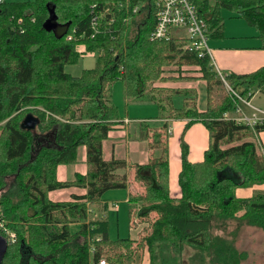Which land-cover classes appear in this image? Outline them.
Instances as JSON below:
<instances>
[{"label": "trees", "instance_id": "16d2710c", "mask_svg": "<svg viewBox=\"0 0 264 264\" xmlns=\"http://www.w3.org/2000/svg\"><path fill=\"white\" fill-rule=\"evenodd\" d=\"M119 2L126 3H0V215L16 233L1 264H93L100 260L135 264L137 253L144 248L149 264H243L246 254L234 244L237 228L247 225L264 233V191L248 198L235 196L237 188L264 184V157L252 141L255 135L248 127L223 118L236 104L228 92L214 98L215 88L224 84L207 57L199 59L181 50L183 41L176 38L149 39L155 26L154 0H128L129 6L139 7L136 14L116 11ZM192 2L206 23L208 39L223 38L221 12L227 11L258 32L264 49V0ZM92 5L96 14L109 7L115 15L111 26L100 21L93 37ZM47 7H53L57 16L56 33L42 29ZM143 12L142 21L135 23ZM11 17L23 22L18 25ZM132 25L136 34L128 38ZM97 51L100 55L92 69L76 77L64 71L65 66ZM175 65L197 68L198 76L191 78L205 82L204 110L197 107L194 89L153 86L171 80L163 77L164 68ZM224 75L228 87L240 96L264 94V66L247 74ZM116 81H122L127 102H154L158 118L165 120L159 129L141 124L143 137L153 140L148 148L155 153L145 164L130 167L144 192L129 196L128 217L136 212L140 222L148 224L138 242L109 239L102 216L85 223L87 203L99 207L107 190L127 185L126 175L115 173L126 168L125 161L102 158L101 143L119 119L111 99ZM174 94L183 97L180 108L170 103ZM27 114L38 118L35 133L19 127ZM170 119L187 120L183 132L194 123L203 124L208 132V147L199 162L188 161L181 136L180 196L176 198L169 195L168 186ZM255 131H264V126ZM82 146L86 148V172L76 173L71 181L58 180L57 167L76 164ZM69 188L82 193L71 194L66 201L49 198L50 192ZM231 223L235 229L228 230ZM71 224L80 225L77 232H71Z\"/></svg>", "mask_w": 264, "mask_h": 264}, {"label": "crops", "instance_id": "0c3cea01", "mask_svg": "<svg viewBox=\"0 0 264 264\" xmlns=\"http://www.w3.org/2000/svg\"><path fill=\"white\" fill-rule=\"evenodd\" d=\"M5 2H26L32 0H2ZM227 12V11H226ZM221 12L223 19V33L222 39H210L207 41V45L212 53L213 61L215 67L213 71L216 73L219 71L223 74H247L257 70L264 66V49L261 47V41L258 37V32L235 17L232 13ZM224 16L227 19H238L235 20L237 23L231 25H225ZM70 75V74H69ZM79 76V75H78ZM198 76V73H197ZM195 76V78L197 77ZM76 77V76H75ZM181 83H184L181 81ZM166 88H171L167 87ZM179 89H195L197 91V107L199 110H204L206 106V85L202 80H193L190 83H184L183 86L178 87ZM112 99V93H111ZM124 99V98H123ZM201 100V101H200ZM250 104L254 107L264 110V94L260 92H254L250 97ZM124 102H127L126 100ZM113 103V102H112ZM130 102H127V105ZM170 103L174 108H180L183 103V97L181 95H172L170 97ZM151 104V103H142ZM153 107L149 105L144 106L148 112L147 115L152 114L156 111L155 105ZM133 109H136L133 107ZM243 111L246 114H251L252 111L246 106H242ZM129 113L126 110L124 116L119 117L118 123L112 128V131L108 133V137L101 143L102 148V158L104 160H110L112 158L124 160L129 172L122 170H117L115 173L123 175L125 172L127 177V185L125 189H118L112 191L111 194L104 193L101 198L100 206L93 207L95 211V218L98 219L101 216L107 222V236L111 240L121 239L110 238L111 231L108 225V220L106 217V212L112 210H117L118 203H125L128 205L127 201L132 194V190L136 188L137 183L130 180L132 174L134 176L133 169H129V166L134 164H145L150 157V150L148 148V140L143 137L141 131V124L148 125L150 128L159 129L165 123V120L159 119L158 116L151 118H129ZM158 115V114H157ZM187 120H175L170 119L167 121L168 124V186L169 195L173 198L180 196V189L177 182L178 173L180 170L181 163V150H180V140L181 136L183 141L187 145L188 154L187 159L190 162H199L203 159L204 152L208 147V132L201 123H194L185 132H183L184 126ZM124 134L116 135L115 131H121ZM133 136L130 139V133ZM114 133L116 137H111L110 135ZM116 138V140H114ZM115 141V142H114ZM255 144L264 155V131H261L255 135ZM83 147V146H82ZM105 147L107 154L105 152ZM81 148V147H79ZM77 150V163L73 165H61L57 167L56 177L60 181H71L74 179L76 173L84 174L86 172V148ZM126 167V168H127ZM134 178V177H133ZM133 182V183H132ZM67 190V191H66ZM256 191H264V184L254 185L249 188H237L235 190V196L237 198H248ZM64 192V193H63ZM51 193H55L56 199H51ZM81 190L76 188H69L63 190H56L49 193V198L52 201H66L59 200L62 197H66L67 200L70 198L71 194H80ZM107 196H114L119 198V200H114L112 198H106ZM113 204V205H111ZM128 213V212H127ZM132 218H129V224L131 225ZM78 224H71V232H77L79 229ZM131 227V226H130ZM133 230V229H132ZM134 239V238H130Z\"/></svg>", "mask_w": 264, "mask_h": 264}, {"label": "rangeland", "instance_id": "374dc122", "mask_svg": "<svg viewBox=\"0 0 264 264\" xmlns=\"http://www.w3.org/2000/svg\"><path fill=\"white\" fill-rule=\"evenodd\" d=\"M210 1L213 2V0H210ZM118 4L116 5V7L114 9H118ZM121 9L125 10V7H121ZM121 9H119V10H121ZM138 11H139V7H138L137 12ZM137 12L132 13V14H136ZM226 13H230V12H226ZM126 14H130L129 11H127ZM144 15H145V13L143 12L139 17H136L135 23L142 21ZM29 18H30L29 19L30 22L35 21L33 17H29ZM224 18H225L224 19L225 25L235 24V23H237L235 20H238V19H227V17H225V16H224ZM13 21L15 22L14 19H13ZM246 26H248V25L246 24ZM135 34H136L135 25H132L131 27L128 28V38H132ZM99 55H100L99 51H97L93 54H90V55H85V56L81 57L76 64L65 66L64 71L67 74H70L71 76H78L81 74V72L83 70L92 69L94 66L95 60L97 59V57ZM197 73H198V71H197L196 67L179 66V65L169 66V67L167 66L164 68L163 77L165 79L169 78L171 80H169L168 82L155 83L153 86L154 87H166L167 86V87H171V88H178V87L183 86L184 83L187 84V83H190L191 81H193L194 79L191 77L197 76ZM181 81L184 83H181ZM226 92L229 93V90H228V87L224 84L223 87L215 88L213 96L216 100H218ZM111 93H112V102L115 105V107L117 108L119 117L124 116L126 113V110L128 111V113H129L128 116L131 119H137V118H143L144 119V117L145 118H151L154 116H156V117L158 116L157 115L159 112L158 106L154 102H149L146 100H144L142 102H140V101H138V102L129 101L130 103L127 105V102H124L125 99H123L124 94H123L122 81H116L112 85ZM142 103H151V104H142ZM152 104L155 105L157 113L154 111L152 114L147 115L148 112L143 107L146 105L153 107ZM133 107H135L136 109H133ZM114 133L116 135L120 134L121 137L124 134L123 130H122V132L121 131L120 132L115 131ZM114 133H112L110 136L116 137V135ZM132 136H133V134L131 132L130 133V139H132ZM114 140H116V138ZM152 141H153L152 138L148 139L149 143H152ZM252 141H254V140H252ZM79 149H83V147H81ZM105 152L107 154L106 147H105ZM258 152H259V154H261L264 157V155H263L262 151H260V149L258 150ZM152 153H155V150H150V156L152 155ZM130 167H131V165L129 166V169H133ZM126 169H128V167L125 168L124 171H126ZM126 172L130 173V170L129 171L127 170ZM126 172L124 173L125 175L128 174ZM133 177L134 176L132 174V177H130V180H132V179L134 180ZM133 182L137 183L138 186H136V188H134L131 191L132 194H130V195L131 196L132 195L137 196V195L142 194L144 192V188L141 186V184L139 182H136L135 180ZM241 188H244V187H241ZM115 190H118V189L107 190L106 193H108V195H114L111 193H112V191H115ZM50 197H51V199H56L55 193H51ZM105 197L106 198H112L114 200H119V198H115L114 196H107V194L105 195ZM59 200H67V198L62 197ZM127 209H128V205L121 202V203H118L117 210H112L110 212H108V211L106 212L105 215L107 217L108 225H109V228L111 231V234H110L111 237L110 238H113V239L117 238V237H119L121 239L134 238L131 240L138 242L139 239L143 235L146 234L145 229L148 227V224H146L145 222H140V220L138 219V217L136 215V212H134V214L132 215V222H131L132 227H130ZM136 210H137V208H136ZM153 216L154 215H152V217ZM3 226L7 230V232L14 235L13 238H6L8 240L7 241L8 245L14 243L16 241V233L12 229H10V227L7 224L4 223ZM78 226H80V225L78 224ZM232 229H235L234 223H231L230 227L228 228V230H232ZM72 233H74V232H72ZM88 242H89V245L92 246L90 244L91 240H88ZM234 242H235L234 244H235L236 249H238L239 251H243L246 254L245 259L242 261L243 264H264V233L260 229L252 227V226H247V225L240 226L239 228H237L236 234L234 236ZM183 261H185V260L183 259ZM134 263L135 264H149L150 263L149 253L145 248L143 249V251L139 250V252L137 253V255L135 257ZM105 264H108V263H106V261H105Z\"/></svg>", "mask_w": 264, "mask_h": 264}, {"label": "built area", "instance_id": "2783aa9c", "mask_svg": "<svg viewBox=\"0 0 264 264\" xmlns=\"http://www.w3.org/2000/svg\"><path fill=\"white\" fill-rule=\"evenodd\" d=\"M125 1V4L120 2L118 4V9L115 10L119 11L121 7H125V13H127V11L132 13L137 12V6L134 5L131 7L127 3L128 0ZM1 2L2 0H0V3ZM153 4L155 8V26L150 33L149 39L153 41H167L170 38L179 39L183 41L182 45L179 46L181 50L195 53L199 59L207 57L209 59V65L214 68L215 65L212 53L207 45V41L209 40L207 37V26L205 21L198 16L192 0H154ZM95 9L96 6H90V14L92 15L90 22L93 29L92 37L99 32L98 26L100 21H103L107 26H111L115 22L114 11H111L110 8H104L103 11L101 10L98 14H96ZM10 20H13V17H11ZM22 22V18L16 20L18 25ZM22 31V29L19 30L20 33H22ZM217 74L220 76L223 84L228 87L224 80L225 75L219 71ZM228 90L231 98L236 104V108L231 113H224L223 118L248 127L254 135H256L255 128L257 126H264V110L250 104L249 99L252 95L250 96L249 94V98L247 96L243 97L229 87ZM242 106L251 109L252 113L246 114ZM86 217V224L96 219L95 211L88 203L86 204ZM3 224L4 220L0 215V234L5 238H13L14 235L7 232ZM90 252L92 253V249H90ZM93 264H105V262L100 260Z\"/></svg>", "mask_w": 264, "mask_h": 264}, {"label": "water", "instance_id": "95a60500", "mask_svg": "<svg viewBox=\"0 0 264 264\" xmlns=\"http://www.w3.org/2000/svg\"><path fill=\"white\" fill-rule=\"evenodd\" d=\"M47 11H48V17L42 23V29H44L46 32L56 33V29L58 28L59 24L57 23V16L55 14L54 8L53 7L52 8L47 7ZM19 127L22 130L35 133L37 131V128H38V118L32 114H27L20 121ZM7 246H8V243H7L6 238L0 234V264H1V261L4 257V255H5Z\"/></svg>", "mask_w": 264, "mask_h": 264}, {"label": "bare ground", "instance_id": "6f19581e", "mask_svg": "<svg viewBox=\"0 0 264 264\" xmlns=\"http://www.w3.org/2000/svg\"><path fill=\"white\" fill-rule=\"evenodd\" d=\"M91 224V223H90ZM178 258V257H177ZM179 260V259H178ZM181 260V259H180Z\"/></svg>", "mask_w": 264, "mask_h": 264}]
</instances>
